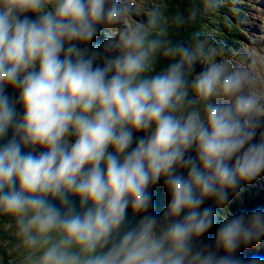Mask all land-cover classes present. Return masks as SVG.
<instances>
[{"label":"clouds","instance_id":"1","mask_svg":"<svg viewBox=\"0 0 264 264\" xmlns=\"http://www.w3.org/2000/svg\"><path fill=\"white\" fill-rule=\"evenodd\" d=\"M134 9L0 0V215L23 264H264L238 254L264 242V207L204 240L264 177V57L209 33L174 40L158 9L133 23Z\"/></svg>","mask_w":264,"mask_h":264},{"label":"trees","instance_id":"2","mask_svg":"<svg viewBox=\"0 0 264 264\" xmlns=\"http://www.w3.org/2000/svg\"><path fill=\"white\" fill-rule=\"evenodd\" d=\"M154 9H158L162 16L169 22V35L174 40H180L184 42H188L191 36L196 32L207 33L208 26L219 25L222 28L224 26L230 24L229 22H225V16H229V14L225 13L226 11L232 12L236 10V8L228 3V0H214L213 7L211 9H205L204 0H157L154 5ZM195 10L196 16L193 19L191 17L192 11ZM240 12L242 11L239 7ZM177 15H182L185 18V23L181 26H177L173 23L174 18ZM239 17L242 16V13H239ZM222 17L224 20H219L218 18ZM233 25V24H232ZM236 28L235 25H233ZM216 31V30H215ZM106 37L100 33V35L92 41L90 48L92 50H101L102 45L105 41ZM227 40V39H225ZM219 41H223L219 39ZM230 40H228L225 44L230 46ZM168 60L161 57L158 64L156 65L157 71L162 70L166 67ZM197 72L200 71V67L197 66ZM11 93V90L9 89ZM142 135V134H141ZM240 193V192H239ZM256 196V192L254 193ZM154 197H155V211L157 213L162 212L164 207L168 202V194L163 187V182L161 181L160 185H158L154 189ZM238 194L232 197L236 200ZM254 201V205L251 206V210L264 207V198L260 196L255 199V197L250 198V201ZM207 205L214 206L213 201H207ZM226 211V216H229L228 208H218L217 209V217H216V225L210 230L209 233L204 237L205 242H212L214 240L216 228L222 223L224 216L222 215V211ZM234 211V210H233ZM232 211V212H233ZM225 216V217H226ZM8 216H3L0 221V264H9L8 260L11 256L14 255V250L18 244L17 239L15 237V233L11 232V229H3L1 225L7 220ZM239 255L244 256L245 258H249L251 256H264V242H261L259 246L249 247L247 249L242 248Z\"/></svg>","mask_w":264,"mask_h":264},{"label":"rangeland","instance_id":"3","mask_svg":"<svg viewBox=\"0 0 264 264\" xmlns=\"http://www.w3.org/2000/svg\"><path fill=\"white\" fill-rule=\"evenodd\" d=\"M136 7L139 9L142 8L148 0H134ZM151 1L145 8L146 14L141 15L139 17L140 21L143 22L147 19V11L154 9V5L156 4L157 0H149ZM231 3L236 10L229 12L225 10V13L229 14V16H225V22H229L230 24L224 26L222 28L219 25L213 24V26H208L207 33L212 34L215 40L219 41L222 39L224 43L230 40L229 50L239 51L242 49H249L254 52V54L258 57H264V28L263 27V20L258 14V7L252 0H228V3ZM248 5V6H247ZM242 10L240 12V10ZM239 13H242V16L239 17ZM219 20H224L222 17L218 18ZM236 26L234 28L233 25ZM260 28V29H259ZM216 30V31H215ZM227 39V40H225ZM260 40L262 42V46L257 47V42ZM257 48V49H255ZM261 48V49H260ZM256 50V51H255ZM259 50V51H258ZM229 59H233V57H229ZM235 60L238 62L239 57H235ZM264 177L257 180L251 185H246L245 189V197L240 196L236 197V200L231 199V202L225 207L228 209H234L233 213H238L240 211H251V206L254 205V201H250V198L255 197V199L259 198L260 196L264 195ZM256 192V196L254 193ZM256 206V205H254ZM229 211V215L233 214ZM222 215L226 216V211H222ZM3 229H11L12 233L14 232V222L12 221L11 217H8L7 220L1 225ZM23 256L24 251L16 247L14 250V255L11 256L8 260L9 264H23Z\"/></svg>","mask_w":264,"mask_h":264},{"label":"bare ground","instance_id":"4","mask_svg":"<svg viewBox=\"0 0 264 264\" xmlns=\"http://www.w3.org/2000/svg\"><path fill=\"white\" fill-rule=\"evenodd\" d=\"M255 4H257V6H259L258 7V9H257V11H258V14H259V16L261 17V20H263L264 21V0H252ZM262 29L264 28V22H263V27H261ZM260 29V28H259ZM262 42H260V40L257 42V47H258V49H259V47H261L262 46ZM255 49H257V48H255ZM261 49V48H260ZM256 51V50H255ZM259 51V50H258ZM258 56V55H257Z\"/></svg>","mask_w":264,"mask_h":264},{"label":"water","instance_id":"5","mask_svg":"<svg viewBox=\"0 0 264 264\" xmlns=\"http://www.w3.org/2000/svg\"><path fill=\"white\" fill-rule=\"evenodd\" d=\"M2 218H3V215H0V221L2 220Z\"/></svg>","mask_w":264,"mask_h":264}]
</instances>
